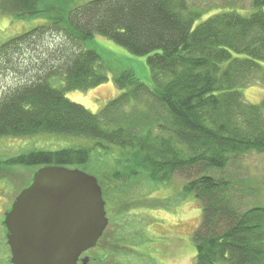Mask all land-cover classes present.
Here are the masks:
<instances>
[{
    "label": "trees",
    "instance_id": "obj_1",
    "mask_svg": "<svg viewBox=\"0 0 264 264\" xmlns=\"http://www.w3.org/2000/svg\"><path fill=\"white\" fill-rule=\"evenodd\" d=\"M40 1L6 0L2 8L48 23L0 44V79L21 75L16 59L31 56L24 83L0 99V139L58 134L93 145L34 150L8 165L79 169L97 151L113 161L111 172L96 177L105 202L132 180L166 183L180 174L188 179L184 191L203 204L194 264H264V206L246 209L233 179L208 174L264 154V100L250 105L240 92L264 84V0H253L249 16L217 14L196 27L201 13L187 0H56L59 10H43ZM96 36L148 56L154 86L121 71L114 82L122 93L93 114L65 92L108 81L101 56L86 49ZM53 77L63 90L51 86Z\"/></svg>",
    "mask_w": 264,
    "mask_h": 264
},
{
    "label": "rangeland",
    "instance_id": "obj_2",
    "mask_svg": "<svg viewBox=\"0 0 264 264\" xmlns=\"http://www.w3.org/2000/svg\"><path fill=\"white\" fill-rule=\"evenodd\" d=\"M5 1L0 0V44L48 23L47 18L39 16L16 18L4 14L2 8ZM55 1L41 0L39 7L43 10L63 8L62 4H56ZM68 1L61 0L63 4ZM74 1L79 6L92 0ZM187 1L191 11L201 13V17L194 23L195 27L217 14L249 16L255 11L253 0ZM86 49L95 50L101 56L99 69L107 74L108 81L88 91H66L65 94L70 101L82 105L89 112L98 114L108 102L122 93L114 82L115 75L121 71L131 70L143 83L154 86L148 56L133 55L103 36H96L87 44ZM30 59V55L22 60L16 59L21 64L18 68L21 75L10 74L0 79V99L24 81L22 73L29 68L27 65ZM261 64L264 66L263 62ZM50 84L56 89L65 88V82L57 77L51 78ZM240 92L250 105H259L264 100V84H252L241 88ZM92 145L93 142L88 139L58 134L0 139V264H12L3 216L39 169L10 166L7 162L34 150L58 151ZM98 153H93L89 166H81L79 169L99 179L98 175L111 172L113 161ZM208 174L233 179L246 209L264 206V154L246 155L230 164L223 173L211 170ZM187 182L184 176L176 174L166 183L141 178L124 184V187L115 185L119 187L116 193H110L109 198L112 200L106 204L110 226L107 229L108 236L100 247L105 252L92 253V264H194L196 249L193 238L202 221L203 204L193 194L184 191ZM112 194H115V198ZM117 232L120 235L118 238Z\"/></svg>",
    "mask_w": 264,
    "mask_h": 264
},
{
    "label": "water",
    "instance_id": "obj_3",
    "mask_svg": "<svg viewBox=\"0 0 264 264\" xmlns=\"http://www.w3.org/2000/svg\"><path fill=\"white\" fill-rule=\"evenodd\" d=\"M12 264H89L109 224L102 188L80 169L39 168L4 214Z\"/></svg>",
    "mask_w": 264,
    "mask_h": 264
},
{
    "label": "flooded vegetation",
    "instance_id": "obj_4",
    "mask_svg": "<svg viewBox=\"0 0 264 264\" xmlns=\"http://www.w3.org/2000/svg\"><path fill=\"white\" fill-rule=\"evenodd\" d=\"M106 204H107V202H106ZM105 208H106V206H105ZM107 212V211H106ZM107 217H108V215H107ZM109 219V218H108ZM110 226V219H109V224H108V227ZM108 227H107V229H108ZM107 229L104 231V234H103V236L101 237V239L98 241V243H97V246L94 248V249H91V250H89L88 252H86V253H84L81 257H80V259H82L83 257H89V259H90V256H91V254L92 253H94V252H97V253H103V252H105V249H100V247H101V243L103 242V240L106 238V236H108V234H107ZM112 240V239H111ZM95 254V253H94ZM90 261H91V259H90ZM90 263V262H89ZM78 264H81V261L78 263Z\"/></svg>",
    "mask_w": 264,
    "mask_h": 264
}]
</instances>
